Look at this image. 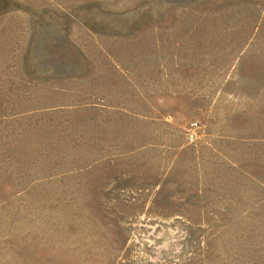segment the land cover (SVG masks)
<instances>
[{
	"label": "rangeland",
	"instance_id": "obj_1",
	"mask_svg": "<svg viewBox=\"0 0 264 264\" xmlns=\"http://www.w3.org/2000/svg\"><path fill=\"white\" fill-rule=\"evenodd\" d=\"M0 264H264V0H0Z\"/></svg>",
	"mask_w": 264,
	"mask_h": 264
},
{
	"label": "built area",
	"instance_id": "obj_2",
	"mask_svg": "<svg viewBox=\"0 0 264 264\" xmlns=\"http://www.w3.org/2000/svg\"><path fill=\"white\" fill-rule=\"evenodd\" d=\"M196 127H197L196 124H193V125H192V128H196ZM190 141H191V142L193 141V137H192V136H190Z\"/></svg>",
	"mask_w": 264,
	"mask_h": 264
}]
</instances>
